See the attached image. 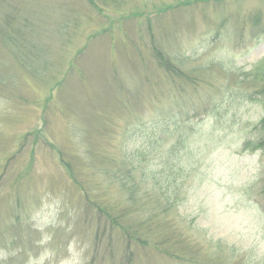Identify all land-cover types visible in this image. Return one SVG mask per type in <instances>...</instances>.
<instances>
[{
  "label": "rangeland",
  "instance_id": "rangeland-1",
  "mask_svg": "<svg viewBox=\"0 0 264 264\" xmlns=\"http://www.w3.org/2000/svg\"><path fill=\"white\" fill-rule=\"evenodd\" d=\"M263 117L264 0H0V264H264ZM135 166L180 260L106 220Z\"/></svg>",
  "mask_w": 264,
  "mask_h": 264
},
{
  "label": "trees",
  "instance_id": "trees-1",
  "mask_svg": "<svg viewBox=\"0 0 264 264\" xmlns=\"http://www.w3.org/2000/svg\"><path fill=\"white\" fill-rule=\"evenodd\" d=\"M155 57L159 61V67L166 69V71L170 72L172 76L176 77L177 79L182 80H191L190 77L187 76L186 73H183L180 71V69L177 67H173L172 64L169 62V60L164 56L162 51H159V49H154ZM176 116H174L175 118ZM157 127H160V125L155 124ZM255 131H258L262 136L258 139L256 143H250L246 142L242 145L241 151L242 152H254L257 150H264V117L256 124ZM165 135L164 137H166ZM174 148H172V151ZM139 167L135 166L131 168L129 171H127L124 175L123 172H120L118 175V178L121 183V189L123 191H128V194L130 195V198L128 200L129 206L125 210L126 212L124 214L119 215L117 218L110 217L106 220H109L111 227H115V231L121 234L123 237L122 241L126 244L127 243H136L137 245H144L147 246L150 241L157 242L156 245H153V249L157 250L160 253L165 254L170 259H177L180 260L182 257L179 255L177 251L174 252H166L161 246L163 243L167 244L170 242H173V244H177V240L181 239V234L178 236V238L175 237V235L178 233L174 226L172 225L171 229L168 226V220H166L168 208L165 210H162V205L156 209L157 214L152 215L149 220L143 219L140 214V210H142L145 207V200H148L149 190L146 188V183L148 181V176L140 170L137 172V169ZM140 175H139V174ZM121 175V176H120ZM155 176L150 177L151 181H155L156 185L159 183V180L156 181ZM130 181L131 183L127 184V181ZM127 184V185H126ZM153 188L154 184H153ZM161 192V190H159ZM155 198V196H154ZM136 199V200H135ZM158 199V198H157ZM159 200V199H158ZM155 201L156 198H155ZM96 205V206H95ZM95 206L99 212L104 214V210L102 209V204L96 203ZM172 204L169 206L171 209ZM134 210L135 213H134ZM128 211H131L129 213ZM132 218H129V214H132ZM113 229V228H111ZM152 231H156L155 233H152ZM167 233L166 236H154L153 234L159 235L163 232ZM154 236V238H152ZM163 237V238H162ZM162 241V242H161ZM151 247V246H150ZM173 250V249H172ZM176 250V249H175Z\"/></svg>",
  "mask_w": 264,
  "mask_h": 264
}]
</instances>
